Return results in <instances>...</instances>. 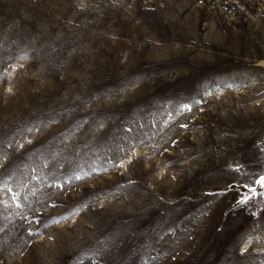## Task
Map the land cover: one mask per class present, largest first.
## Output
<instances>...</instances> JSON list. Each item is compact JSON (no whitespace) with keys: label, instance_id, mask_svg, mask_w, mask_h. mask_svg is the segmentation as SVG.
Wrapping results in <instances>:
<instances>
[{"label":"rangeland","instance_id":"374dc122","mask_svg":"<svg viewBox=\"0 0 264 264\" xmlns=\"http://www.w3.org/2000/svg\"><path fill=\"white\" fill-rule=\"evenodd\" d=\"M263 63L264 0H0V264H264Z\"/></svg>","mask_w":264,"mask_h":264},{"label":"snow or ice","instance_id":"6c2138e0","mask_svg":"<svg viewBox=\"0 0 264 264\" xmlns=\"http://www.w3.org/2000/svg\"><path fill=\"white\" fill-rule=\"evenodd\" d=\"M10 91V90H9ZM187 107V106H185ZM81 177H76V179H80ZM257 185H259L260 187H264V175L260 176L259 179L256 180L255 182ZM0 184L4 185V188H6L10 193H12L11 195V199L13 201H15L17 199L18 194L15 192H12V189L8 187L7 183L5 181H0ZM248 191L252 194V195H256V189L255 188H249ZM260 195L264 196V193H260ZM250 199V196L248 195V193H245L243 195V197L237 202L238 204H245L247 203V201ZM0 204H5V202L3 200H0ZM6 206V205H5ZM16 207L19 208L20 205L16 204Z\"/></svg>","mask_w":264,"mask_h":264},{"label":"bare ground","instance_id":"6f19581e","mask_svg":"<svg viewBox=\"0 0 264 264\" xmlns=\"http://www.w3.org/2000/svg\"><path fill=\"white\" fill-rule=\"evenodd\" d=\"M263 66H264V63H263Z\"/></svg>","mask_w":264,"mask_h":264}]
</instances>
